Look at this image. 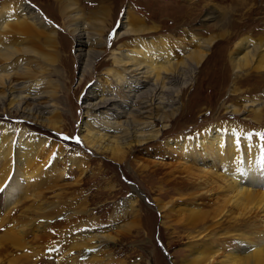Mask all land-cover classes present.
<instances>
[{"label": "bare ground", "instance_id": "bare-ground-1", "mask_svg": "<svg viewBox=\"0 0 264 264\" xmlns=\"http://www.w3.org/2000/svg\"><path fill=\"white\" fill-rule=\"evenodd\" d=\"M65 5L62 7L70 6L72 9L75 6L72 2L67 7ZM75 13L72 14L74 20H83L80 13ZM132 16H129V21L138 23L139 27L125 28L117 33V39L131 35L137 39L132 40L131 49L123 50V47L112 53L113 63L120 68L113 74V81L124 98L118 94L105 96L103 86L98 84L95 89H90L83 102L87 108L81 125L83 142L96 153L108 152L111 159L119 163L125 160L129 150L160 140L167 127L169 129L170 119L180 115L178 104L183 86L186 87L195 77L217 40L212 39L205 42L202 48L190 50L178 61L169 43L167 49L161 46L162 41L159 42L161 45L142 41L139 37L152 33V29L144 27L136 16ZM83 26L81 24L72 31L78 61L90 68L103 52L91 50V47L87 50L86 46H93L96 41L95 35L85 31ZM249 42V37L244 38L240 46L247 48L245 45ZM43 44L50 49H58L54 26L42 12H36L25 2L3 3L0 10L2 113L14 112L22 120L59 128L56 120L44 117L45 108L54 107L51 102L56 93L51 89H41V79L46 78L39 77L41 72L38 74L37 71L44 69L40 66L44 54L37 48ZM263 52L264 44L256 42L243 54L233 56V71L238 73L245 66L264 71ZM166 57L167 60H164ZM142 85L148 88L140 93L138 89ZM144 96L148 97V102L143 101ZM174 96L178 99L175 100ZM256 106L249 103L243 107ZM230 112L241 115L238 107ZM157 123L161 125L160 128H156ZM225 127L214 126L198 136L189 135L183 143H178L180 136H177L168 145V153L180 155L184 170L194 173L191 175L193 182L188 183L185 190L193 191L194 195L190 194L189 197L195 196V199L189 200L188 206L183 208H176L185 203L184 199H180L178 203L171 202L158 210L168 215L189 213L188 226L195 234L190 237L189 244L195 243L187 249L188 256L183 262L264 264V187L259 186L264 184L263 137H256L260 141L258 143L251 128L242 131L232 126ZM248 141L251 144L245 145ZM52 145L55 143L48 137L25 126L0 123V233L4 231L0 234V264L40 263L44 253L30 247L28 239H36L38 235L55 229L51 225L56 223L62 202L61 196L58 197L60 201L46 198L42 189L49 187L56 178L72 174L75 168L81 169L82 173L85 171L84 154L49 153ZM62 156L66 158L62 159ZM59 159L61 162H58ZM61 164L62 168L59 167ZM10 177H13L12 180H9ZM29 193L33 195L29 196L32 198L28 201L25 196ZM135 197L133 193L123 201L122 215H133L137 211L138 201ZM194 200L200 201V206L191 209ZM64 214L68 223L76 213L67 211ZM131 230L122 228L120 233L129 235ZM66 233L69 234L68 230ZM116 240L109 234L92 232L71 237L65 246L59 243L58 246L49 247V258L56 257L57 252H68L63 256L58 254L59 257L48 264H126L108 252L110 243ZM32 249L33 255H27V250ZM81 258H84L82 263Z\"/></svg>", "mask_w": 264, "mask_h": 264}, {"label": "rangeland", "instance_id": "rangeland-1", "mask_svg": "<svg viewBox=\"0 0 264 264\" xmlns=\"http://www.w3.org/2000/svg\"><path fill=\"white\" fill-rule=\"evenodd\" d=\"M69 1L75 5L72 9L68 6ZM5 2H25L36 12H42L54 26L58 49H50L45 44L37 48L44 54L40 65L44 69L37 73L41 72L38 76L46 78L41 79V89L56 93L51 102L54 107L45 108L44 117L56 120L59 128L22 120L14 112L2 113V106L0 123L25 126L48 137L55 143L47 149H50L49 153H81L86 156L83 159L84 173L75 168L72 174L58 177L49 187L42 189L50 200H59L61 196L62 209L57 212V224L51 225L55 229L38 235L36 239H28L30 247L44 253L39 264L53 262L58 254L63 256L68 252H57L56 257L49 258L52 245L60 243L65 246L71 237L91 232L115 237L117 240L110 243L108 252L126 264H187L183 262L188 256L187 249L195 243L189 244L190 237L195 236L188 226L189 213L168 215L158 209L171 202L178 203L180 199L185 203L178 205L177 209L188 206V201L195 196L189 197L194 193L185 187L193 182L191 175L194 173L184 170L180 155L168 153V145L177 136H180L178 143H183L189 135L198 136L214 126H232L242 131L251 128L255 141L259 143L256 137L262 136L264 144V71L245 66L235 73L231 63L233 56L243 54L256 42L264 44L261 40L264 38V0H0V10ZM63 4L69 8L62 7ZM75 12L80 13L83 20H74L72 14ZM130 15L136 16L144 27L152 29V33L139 37L142 41L156 45H161L159 42L162 41L164 45L161 46L167 49L169 43L178 61L190 50L200 49L212 39L217 40L195 77L186 87L183 86L178 104L181 116L170 119L169 129L167 127L160 140L129 150L125 160L119 163L111 159L108 152L99 154L89 149L82 140L81 125L87 114L83 102L90 89L99 84L103 86L105 96L118 94L124 98L113 81V74L120 68L113 63L112 53L123 47V50L131 49V43L137 39L133 35L117 39V33L125 28L139 27L138 23L129 21ZM81 24L85 25V31L95 35L96 44L87 45V50L91 47V50L103 52L90 68L85 63L80 64L77 58L72 30ZM247 37L250 42L245 45L247 48H243L240 42ZM147 88L142 85L138 91L142 93ZM147 98L142 99L148 102ZM249 103L257 106L243 107ZM234 107H238L241 115L230 112ZM160 127L157 123L156 128ZM250 144L248 141L245 145ZM59 167L62 168V164ZM259 186L263 188L264 184ZM133 193L138 201L137 211L124 216L121 213L123 201ZM32 195L29 193L25 197L31 200L29 196ZM194 204L191 209L199 207L200 201ZM67 211L76 213L68 223L64 218ZM122 228L132 229L131 234L120 233ZM26 254L32 256L33 249L27 250ZM100 257L104 258V255Z\"/></svg>", "mask_w": 264, "mask_h": 264}, {"label": "snow or ice", "instance_id": "snow-or-ice-1", "mask_svg": "<svg viewBox=\"0 0 264 264\" xmlns=\"http://www.w3.org/2000/svg\"><path fill=\"white\" fill-rule=\"evenodd\" d=\"M65 139H67V137H65ZM77 143H79V140H77Z\"/></svg>", "mask_w": 264, "mask_h": 264}]
</instances>
